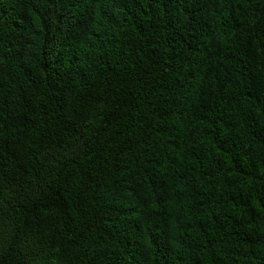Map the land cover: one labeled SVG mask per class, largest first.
Masks as SVG:
<instances>
[{"label":"trees","instance_id":"16d2710c","mask_svg":"<svg viewBox=\"0 0 264 264\" xmlns=\"http://www.w3.org/2000/svg\"><path fill=\"white\" fill-rule=\"evenodd\" d=\"M0 264H264V0H0Z\"/></svg>","mask_w":264,"mask_h":264}]
</instances>
